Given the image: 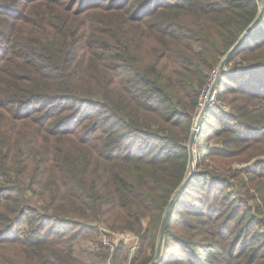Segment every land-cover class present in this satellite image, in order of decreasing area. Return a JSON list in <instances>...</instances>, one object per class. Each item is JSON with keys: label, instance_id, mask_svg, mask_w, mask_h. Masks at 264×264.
I'll use <instances>...</instances> for the list:
<instances>
[{"label": "trees", "instance_id": "16d2710c", "mask_svg": "<svg viewBox=\"0 0 264 264\" xmlns=\"http://www.w3.org/2000/svg\"><path fill=\"white\" fill-rule=\"evenodd\" d=\"M263 155L264 0H0V264H264Z\"/></svg>", "mask_w": 264, "mask_h": 264}, {"label": "rangeland", "instance_id": "374dc122", "mask_svg": "<svg viewBox=\"0 0 264 264\" xmlns=\"http://www.w3.org/2000/svg\"><path fill=\"white\" fill-rule=\"evenodd\" d=\"M213 97H214L213 100L212 101L210 100L208 102L207 107L213 106L215 104L216 95L214 94ZM217 101L219 102L218 95H217ZM205 108H206V106H204L199 112L196 113V118H195L196 121H195V124H194L193 132L195 130L197 132L199 131L201 122H202V120L204 118V115L206 113V110L203 112V109H205ZM196 137H197V134H196ZM194 154H195V157H194V161L191 162V168L194 167V169H195V165L197 163V148H196V146L194 148ZM262 158H264V155L263 156H258L255 160L257 161V160H260ZM210 160L211 159H208V162ZM256 161H253V160L240 161V162L234 163L233 165L242 169V168L254 166L256 164ZM220 162H222V163H220ZM220 162H219V164L221 166L226 165L225 161H220ZM206 164L207 163H205L203 167H206ZM263 168L264 167H262V166L258 167V171L262 170ZM249 177H250V175H247V174L243 173V175H240L238 179H239V181H248ZM249 187H250L249 188V193L245 194L243 196V200L241 202L242 203V205H241L242 209L247 207V210H249V211L251 210L254 213H257V214L261 215L262 218H264V205L262 204L261 198H259L261 194L259 192H257L255 188L251 187V185H249ZM242 193H245L244 189L242 190ZM112 232H116V231H111V230L107 229L106 227L101 226L99 228V233H100L99 237L96 238L97 240L96 239L93 240L92 239L93 237H87V238L81 240V245L84 248L96 250V249H98L97 248L98 242L99 241L102 242L103 245L107 248V250L109 252V258H108V262H107L109 264H111V261H112V259L114 257V254H115L117 248L119 247V245H122L123 248H124V252H125V259H123V263L125 264L126 260H127V256H128L127 244H126V242L123 239H118L114 235V233H112ZM108 245H113V248L111 246H108ZM139 253H140V251L137 253V256L139 255Z\"/></svg>", "mask_w": 264, "mask_h": 264}, {"label": "built area", "instance_id": "2783aa9c", "mask_svg": "<svg viewBox=\"0 0 264 264\" xmlns=\"http://www.w3.org/2000/svg\"><path fill=\"white\" fill-rule=\"evenodd\" d=\"M219 75H220V67H216L211 71L209 75V79L201 93L197 112H199L204 106H206L207 102L213 100L214 94L216 95L215 102L217 101V87L214 88V85ZM112 233H114V235L118 239H123L126 242L128 248V256L125 264H131L133 259L137 256V253L141 249V239L139 235L135 233H125V232H112ZM108 246H111L113 248V245H108Z\"/></svg>", "mask_w": 264, "mask_h": 264}, {"label": "water", "instance_id": "95a60500", "mask_svg": "<svg viewBox=\"0 0 264 264\" xmlns=\"http://www.w3.org/2000/svg\"><path fill=\"white\" fill-rule=\"evenodd\" d=\"M262 1V0H260ZM260 19V16L259 18L244 32V34L242 35V39L240 41H238L232 48L231 50L228 52L227 56L224 58V60L222 61L221 65H220V75H221V72L224 70L230 56L232 55V53L238 48V46L241 44V42L243 41V39L255 28V25L258 23ZM220 75L218 76L217 78V81L219 80V77ZM216 81V84L218 83ZM214 85V88L217 86V85ZM207 105H208V102L206 103V108H207ZM203 109V112L206 110ZM196 130L193 132L192 136H191V141H190V159H191V162L194 161V157H195V154H194V148H195V140H196ZM192 170V173L194 172V167L191 168ZM184 186V185H183ZM175 200V198H173V200L171 201V204L172 202ZM170 211H171V206L169 207V209L167 210V213H166V216H165V219H164V225H163V228H162V231H161V235H160V241H159V245H158V249H157V259H156V262L155 264H158L159 261H160V257H161V252H162V247H163V243H164V233H165V229H166V224H167V221H168V218H169V214H170Z\"/></svg>", "mask_w": 264, "mask_h": 264}]
</instances>
